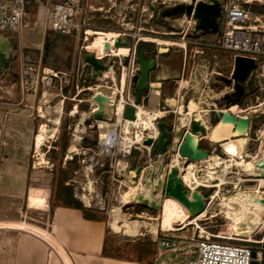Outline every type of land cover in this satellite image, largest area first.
<instances>
[{
  "label": "rangeland",
  "instance_id": "obj_1",
  "mask_svg": "<svg viewBox=\"0 0 264 264\" xmlns=\"http://www.w3.org/2000/svg\"><path fill=\"white\" fill-rule=\"evenodd\" d=\"M163 1L170 0H80L83 8L81 16L82 20L87 22L89 36L85 34L80 37L61 36L53 32L47 26L44 13L37 6L30 9L28 27L1 32L12 38L15 48L9 68L0 75V227L32 230L35 228L32 226L34 224L48 228L51 211L56 205L63 203L61 198L64 197V185H72L75 196L108 223L113 233L109 242L111 249L141 261L180 264L196 257L197 242L200 237L223 232H239L237 228L239 221L247 218L249 214H254V219L258 210L246 209L242 196L244 191H235L233 185L229 184L222 186L215 200L213 196L218 190L217 187L201 186L194 189L201 191L207 197L213 193L212 202L206 207L208 211L198 219L196 216H191L186 227L177 224V230H167L161 225L157 235H154L151 226L159 222L160 210L140 203H127L122 207L124 220L138 221L137 230L122 227L118 232L111 227L115 207L121 206L120 197L130 186L140 183L152 187V181L149 183L148 179L154 170H158L162 179H165L166 174L162 166L166 162V156L158 158L152 156L153 161H150L147 153L134 150L127 157H117L116 160H112L101 152V129L98 122L90 116V102L77 101V99H89L94 93L90 90L85 92L80 90L98 83L90 76L89 68L83 66V54L87 52L85 48L88 47L89 51L95 52L102 58L111 56L108 48H105V43L106 41L110 43L112 37L119 36L118 32L126 34L123 38H128L132 45L137 44L140 38L139 43L144 41L156 50L170 48L172 51H187L188 71L186 77L179 79V83L184 85V80L189 81L192 77L194 65L199 64L195 56L197 48L191 44L193 37L188 31L187 20L166 19L154 13L153 6L159 7ZM250 5L264 8V0H253ZM179 27H182L184 32L179 31ZM171 31L176 33L170 34ZM201 34L206 41L212 37L210 32L196 35ZM47 38L53 42L49 51L45 49ZM204 51L208 54L205 59L211 61L212 70L201 88L203 93L198 95L200 100L206 93L208 96H213V92L222 93L226 87L218 91L214 85L217 82L216 77L220 74L230 76L234 68V61L229 53L206 48ZM24 62L41 67L39 80L36 75L34 77L39 82L36 90L25 92L22 88ZM44 69L47 70L48 75H51L52 70L59 77L54 78L49 84L48 80L42 78ZM198 80L202 83L200 77ZM37 81L34 82L35 85ZM245 85L248 87L243 99L238 103L240 106L237 113L248 117V125L250 120L244 150L249 155H255L262 146L261 133L264 135V75L258 78L255 75L249 76ZM180 91H183L186 100L189 96L188 90L181 88ZM77 94L79 95L76 96ZM28 95H31V98H28ZM74 97L76 100L72 99ZM192 101L195 100L190 101L189 109ZM169 102L175 103L174 100ZM27 103L29 106L34 105L30 110L35 117V135L26 133L24 115L28 113ZM77 103L80 104L78 112L77 109L71 112ZM230 104H233L232 111L236 109V103L230 102L227 105ZM161 106L167 107L165 104ZM222 109L217 108L215 115L219 116L223 112ZM225 115H221L222 119ZM176 118L173 115L165 119L169 129ZM240 119V116H233L229 121H233L235 125ZM216 126L210 127L208 134H211ZM230 137L234 136L231 134L229 139ZM33 139V144L36 142V146L34 149H28ZM73 141H76L75 151L70 150ZM11 143L20 144L21 149L11 151ZM219 144L215 143L216 147L210 151V155L219 153L222 149ZM74 157L76 163H73ZM172 159L173 157L167 159V163H172ZM244 159L252 158H245L244 155ZM140 165L150 166L142 178H140L142 173L136 171ZM232 167H238L237 175L242 177V181H254V176L247 174L240 165L233 163ZM132 172L134 175L131 176ZM30 188L31 190L38 188L36 191L40 196L47 197V204L42 205L41 208H33L29 204ZM156 194H159L158 202L161 205L166 203L165 195L159 191H156ZM123 219L120 220L121 224L124 222ZM250 236L251 234L248 237ZM262 238H264V227L261 233L252 235L254 240ZM162 239L172 240L177 249L174 250L173 246H162ZM248 244L253 245L254 249L262 246L253 242ZM158 254L160 256L155 261Z\"/></svg>",
  "mask_w": 264,
  "mask_h": 264
},
{
  "label": "built area",
  "instance_id": "obj_2",
  "mask_svg": "<svg viewBox=\"0 0 264 264\" xmlns=\"http://www.w3.org/2000/svg\"><path fill=\"white\" fill-rule=\"evenodd\" d=\"M197 1L198 0H170L163 2H184L186 4H190L196 3ZM252 2L253 0H223L221 29L218 33H211L212 37L207 41L203 39L202 34L196 35L192 32V18L184 17L182 19L187 20L189 24L188 31H190L191 36L193 37L191 44L197 48L196 52H204L205 48L213 51H223L229 53L233 61L237 56L251 57L255 60L256 64L251 70L249 76L255 75L258 78L259 76L264 75V16L253 13L250 8L245 6L247 4L250 5ZM34 6H37L38 9L44 13L47 26L53 32L61 36L80 37L82 34L89 36L87 31V22L82 20L81 15L83 8L80 0H0V37H8L11 40L12 38L9 35L1 32L16 31L22 27H28L30 24V9ZM179 28L181 32H184L183 29H181L182 27ZM169 33L175 34L176 32L171 31ZM185 33L187 34V31ZM117 34H119L120 37H124L126 35L123 32H118ZM139 41L140 38L138 39L137 44L133 45L130 42L131 50L127 55V60H124L123 56L104 57L102 60L105 64H107L110 59L114 58V64L111 66V68H113V75L116 78L113 76L106 77L104 73L105 71L100 72L98 78L95 80L98 83L94 84L93 86H85L82 90H80V92H85L88 90L93 91L94 93L91 95V97L89 99H77L79 102H90L91 116V114L98 108L97 104L93 101V96L97 93H101L99 91L101 88L107 90V94H101L106 95L109 98V106H111L110 117L107 120L101 121H106L113 127H110V130L108 129V136L105 137V139L101 138L100 133V149L102 153H104L106 156H109L112 160H116L117 157H127L131 155L134 150H140L148 154V160L153 161L152 146L146 145L144 141L148 138H153L155 143L160 135L158 123L160 121H165V119L169 118L170 116L175 115V117H177L176 119L180 120H178L177 124H174V121L176 120L175 119L170 129L167 125L168 130L176 129L180 122V126H183L187 131L192 117L195 116L188 115L189 104H184L185 97L182 94L183 91H180L181 84L179 83L180 90H178L177 93L179 104L175 108L159 109L163 110L165 113L163 115H156L153 118L152 121L155 125L153 130L145 129L143 126L137 127L134 126V124H131V127H129L130 124H128V122H133V120H137L138 118L137 107L139 105L145 107L143 104V96L142 101L139 104L136 103V91L132 85V78L138 74L140 69L137 49ZM186 47L187 46H184V48ZM85 49L86 51H89L88 47ZM23 65V90L25 92H29L31 89L36 90L39 86V82L37 80H39L41 74L40 65L36 66L30 62H24ZM83 66H87L89 68L90 76L92 77V67L84 61ZM51 72V75H48L49 73L46 69H44V75L42 76L43 80H48L49 84L54 78L59 77L56 72L52 70ZM35 75L37 76V80L34 79ZM35 81L38 82L36 85L34 83ZM233 91H235L234 84H232L230 87H226L220 94L213 92L215 95H213V103H211L208 98L205 100V102L215 105L216 108L219 109L226 107V110H228L232 115H236L237 113L231 110V105L233 104L223 105L224 103H219L221 96L225 95V93H230ZM78 95L79 94L76 96ZM44 97L45 94L43 93V98ZM72 99L76 100L75 97ZM119 102L123 103V110L120 115L117 110V104ZM198 104L201 107L202 114L205 118V121L202 119L200 120L206 125V127H210L209 110L204 109L203 104ZM79 105L80 104L78 103L75 104L74 109L71 112H73L75 109H77L78 112ZM127 106H133L136 108L135 119H128L125 117V109ZM245 110L248 111V109ZM177 115H181L182 117L180 118V116L178 117ZM184 116L186 118L185 120L183 119ZM195 118L197 119L196 116ZM219 118L221 119V117ZM95 121L98 122L99 128L102 132L103 128L99 123L100 120ZM128 127L132 128V133L130 135ZM262 134L263 133H261V137L264 138V135ZM263 138L261 144L262 146L258 148V150L255 152V155H249L248 153H245L244 150L245 158L251 157L254 163H256L258 159L264 157ZM174 141L180 146L181 141L178 139H174ZM219 145L221 146V144ZM221 148L222 149L215 156L229 160L230 156L223 151L222 146ZM168 149L170 152L174 149V146L172 144H168ZM174 156H177L180 159L179 149H177L176 154L172 155L171 157L174 158ZM180 161L184 164H187L192 160L187 161L186 159H180ZM200 161H196L199 165L197 174L201 179V182L196 184L197 189L201 186L206 188L216 187V184H218L220 180L218 178H204V167L201 163H199ZM168 164L170 167L173 166L172 163ZM148 167L150 166H145L139 172L142 173L140 178L143 177V174ZM237 168L238 167L233 168L234 172H237ZM181 174L182 171L180 170V175ZM240 179V175L236 174L234 175L232 182H228L223 185L232 184L235 191L250 190L255 192H264V186L261 187L259 183L246 180L242 181ZM247 182H249L248 185ZM252 185L255 186L252 187ZM186 188L190 189L188 186H186ZM212 195L213 193L208 197L204 195L207 207H209L210 203L212 202ZM46 230L50 232L49 229L46 228ZM252 242L263 245L264 238L260 240H254L252 239V235L248 238H242L233 236L231 233L226 232L212 234L209 237H200L197 242L198 252L196 257L180 264H253L254 260L258 261V264H264V252L262 246L258 249H254L253 245L248 244ZM161 245L173 246L175 247L173 248L174 250L177 249L176 244L170 239H162ZM254 253H256L255 257Z\"/></svg>",
  "mask_w": 264,
  "mask_h": 264
},
{
  "label": "water",
  "instance_id": "obj_3",
  "mask_svg": "<svg viewBox=\"0 0 264 264\" xmlns=\"http://www.w3.org/2000/svg\"><path fill=\"white\" fill-rule=\"evenodd\" d=\"M222 1L223 0H198L196 3L186 4L184 2H177L170 6H164L161 12L163 18L166 19H182L184 17L192 18V32L194 34L200 33H218L221 29V17H222ZM154 5V4H153ZM130 45L128 38L117 37L115 46ZM109 42L106 41L105 48H112ZM14 45L10 38L0 37V75L9 68L10 60L14 55ZM124 60H127V56H123ZM83 61L92 67V78L96 80L100 72L107 71L114 64V58L110 59L107 64L99 58L95 52L87 51L83 54ZM138 61L140 63V69L138 74L132 78V85L136 89V103L142 101L144 92H148L152 89L150 84V73L155 68L156 61L154 59L146 58L145 52L142 49H138ZM256 62L251 57L237 56L234 60V69L232 75H218L216 77L217 82L214 83L215 87L220 91L224 86L230 87L234 84L235 91L225 93L220 99L219 103H239L246 94L245 82L249 77L251 70L254 68ZM93 101L97 104L98 108L91 114L94 120H107L110 117L109 111V98L106 95L97 93L93 96ZM204 109L209 110L210 127L215 126L220 121V116L215 115L217 109L215 105L208 102L203 103ZM231 114V113H230ZM125 117L128 119L136 118V108L133 106H127L125 109ZM160 129V135L155 141L153 138H148L144 141L146 145L152 146V153L155 158L159 156H166V162L164 163L163 170L165 171V179L160 180L159 184L155 186L153 195H156V191L166 194H174L185 201L192 209L193 216H197L202 213L207 203L205 201L204 194L197 190L191 191L186 188L180 176V170L176 166L170 167L167 163L172 155L176 154L179 149L180 159H186L187 161H200L207 159L210 153L201 147L202 137L207 136L210 127L200 120L192 117L188 130L186 131L183 126H180L173 130H168L167 122L160 121L158 123ZM51 132V130H49ZM174 139L181 141V144L175 143ZM264 142V138H263ZM168 144H172L174 149L169 152ZM257 169L264 170V157L258 159L255 163ZM144 168L140 165L136 171L139 173ZM161 168V167H160ZM160 173L158 170L152 171L148 182L158 176ZM244 198V207L249 210H258L257 216L264 219V192L244 191L242 193ZM129 203H140L151 208H156L161 203L154 197L149 199L146 193L140 192L137 197L131 199ZM33 208H41L42 205H32ZM264 224L253 222V215L245 218L237 223L238 231H234L231 234L242 238H248V236L261 233ZM249 230L251 233L249 234ZM256 253H254V257ZM253 264H258V261L254 260Z\"/></svg>",
  "mask_w": 264,
  "mask_h": 264
},
{
  "label": "crops",
  "instance_id": "obj_4",
  "mask_svg": "<svg viewBox=\"0 0 264 264\" xmlns=\"http://www.w3.org/2000/svg\"><path fill=\"white\" fill-rule=\"evenodd\" d=\"M206 55L208 54L205 51L195 53L199 64L194 65L189 81L184 80V85L181 83V88L187 89L189 94L184 104H189L193 99L202 105L207 98L213 103L212 99L215 95L208 96L207 91H204L206 95H202V101L198 96L203 93L201 88L212 70L211 61L206 60ZM150 59H154L156 65L150 73L152 89L143 94V104L146 108H175L179 104L177 98L178 90H180L179 79L186 77L188 71V52L159 48ZM199 77L202 83L198 80ZM28 98H31V95H28ZM170 100H174L175 103L171 104ZM163 104L167 107L161 106ZM26 105L29 107L26 109L28 113L24 115L26 133L35 135V117L30 110L34 105L29 106L28 103ZM177 122L178 119L174 121V124ZM33 141L34 139L30 142L28 149L35 148L36 142L33 144ZM215 143L205 136L202 137L200 146L210 152L215 149ZM20 147V144L11 143L10 150L21 149ZM36 190L38 191V188L32 190L30 188L29 204L31 206L46 205L47 197L40 196ZM32 226L35 227L32 230L0 227V264H155L154 261H141L111 249L109 242L113 233L108 223L99 216L96 219H88L81 209L75 207L56 205L51 211L50 224L47 228L50 232L46 228L34 224ZM159 256L160 254L155 261Z\"/></svg>",
  "mask_w": 264,
  "mask_h": 264
},
{
  "label": "bare ground",
  "instance_id": "obj_5",
  "mask_svg": "<svg viewBox=\"0 0 264 264\" xmlns=\"http://www.w3.org/2000/svg\"><path fill=\"white\" fill-rule=\"evenodd\" d=\"M260 1V0H257ZM119 36H114L111 38L110 44L113 45L112 48H108L109 52L111 53V57H118V56H127L130 53L131 47L130 45H119L115 46V41ZM173 44V43H172ZM166 46V45H165ZM108 54V53H106ZM97 55V54H96ZM99 58L103 59L101 56L97 55ZM111 72H113V68H110L109 70L105 71V76L110 77L112 76ZM116 78L115 76H113ZM124 83V79H123ZM101 93H106L107 90L104 88L99 89ZM153 99V98H152ZM158 100V99H157ZM157 102V101H156ZM155 103V102H154ZM155 105V104H154ZM240 105L236 104L233 111L237 113V109ZM111 106H109V111ZM117 110L119 115L121 114L123 110V103L119 102L117 104ZM223 112L219 115L222 119L221 115H225V117L221 120L219 125L215 127L213 132L211 134H207V137L212 139L214 142L220 143L223 147V151L230 156L229 160H225L224 158H218L215 155H210L206 160H201L199 163L202 164L204 167V178L207 179H215L218 178L220 182L216 184V187L218 190L214 193V200L219 196V191L221 190L223 184H226L228 182L232 181V176L238 174V172H234L233 169V163L235 165H240L243 167V169L246 171L247 174L253 175V180L260 184V186H264V170L257 169L255 167L254 161L251 160H245L244 159V149L245 145L247 143V136H248V117L241 116L238 113L236 115L230 114L228 110H226V107H224ZM165 112L163 110H159L156 108H146L142 106L137 107V120H133V122H128L130 124L129 127H131V124H134V126L140 127L143 126L145 129H151L153 130L155 125L153 123V118L156 115H163ZM188 115L196 116L197 119H202L205 121V118L202 114L201 107L196 101H192L191 108L188 111ZM233 116H240V121L237 122L235 125L233 124V121H229L230 117ZM185 119V118H184ZM120 121V116H119ZM103 128V132H101V138L105 139V137L108 136V129L110 130V127H113L112 125L108 124L106 121H99ZM116 125V124H115ZM227 126V127H225ZM129 135L132 133V128H129ZM233 135L234 137H230V135ZM78 139V138H76ZM71 151L76 150V141H73V144L70 148ZM71 154V153H70ZM238 157V158H235ZM223 159V160H222ZM240 159V160H239ZM206 163V164H204ZM172 165L179 168V170L182 171V174L180 175L183 182L185 183V186L190 187V189L194 190L196 189V184H199L201 182L200 176L197 174L198 169V162L191 161L187 164H184L180 161V159L177 156H174ZM242 169V168H241ZM134 175V173H131V176ZM234 177V176H233ZM160 180H162L161 174L156 176L152 180V187L154 188L156 185L159 184ZM242 180V177L241 179ZM141 181V180H140ZM142 182V181H141ZM134 185V184H133ZM255 185H252L254 187ZM150 185L145 186L144 184L138 183L137 185L130 186L129 189L124 192V194L120 197L121 206L115 207V210L113 212V221L111 222V227L115 231H121L122 227L129 230H137L139 228L138 221H128L124 220L122 215V207L127 205L131 201V199L138 196L140 192H144L147 194L149 199H153L154 197L159 201V194L153 195V188ZM195 191V190H194ZM167 197L166 203L163 205H159L155 208L157 210H160V218L158 223H154L151 226V231L154 235H157L159 227L161 225L163 228L167 230H177V224L181 225L182 227H186L188 223V219L193 216L191 207L183 201L181 198L174 194H166ZM217 207H220V202L217 204ZM216 207V208H217ZM205 211H203L201 214L196 216V219H198L202 214H204ZM123 219L124 222L121 224L120 220ZM190 222V221H189Z\"/></svg>",
  "mask_w": 264,
  "mask_h": 264
},
{
  "label": "trees",
  "instance_id": "obj_6",
  "mask_svg": "<svg viewBox=\"0 0 264 264\" xmlns=\"http://www.w3.org/2000/svg\"><path fill=\"white\" fill-rule=\"evenodd\" d=\"M247 8H250L251 11L255 14H259V15H264V8L257 6V5H245ZM52 44L53 42L50 40V38H47L46 44H45V49L46 51H49L52 48ZM138 46L143 49L146 53V58H151L154 54L156 50H152V47H150L146 42H141L138 44ZM246 89H247V85H245ZM75 160L73 163H76V157H74ZM38 164H43V163H38ZM68 178V176H66V179ZM63 192H64V197H62V201L65 206H70V207H75L78 209H81L84 212V215L86 218L88 219H96L98 218V215L91 210L90 208L86 207L84 205V203L78 199L75 196V192H74V188L72 185H64L63 187ZM252 214H249L247 217H249ZM254 215V214H253ZM263 218L258 217L257 214L254 216L253 222L255 223H262ZM248 233H251V231L249 230ZM263 248V252H264V244L262 245Z\"/></svg>",
  "mask_w": 264,
  "mask_h": 264
},
{
  "label": "flooded vegetation",
  "instance_id": "obj_7",
  "mask_svg": "<svg viewBox=\"0 0 264 264\" xmlns=\"http://www.w3.org/2000/svg\"><path fill=\"white\" fill-rule=\"evenodd\" d=\"M174 3H171V2H162V3H160V5H159V7H157V5H154L153 7H154V13L156 14V15H159V16H162L161 15V12H162V9H163V7L164 6H170V5H173ZM180 31V30H179ZM12 42V41H11ZM12 45H13V43H12ZM137 49H141L139 46L137 47ZM143 50V49H142ZM152 50H156V49H154V48H152ZM144 51V50H143ZM145 52V51H144ZM146 53V52H145ZM150 59V58H149ZM134 90L136 91V89L134 88ZM145 93V92H144Z\"/></svg>",
  "mask_w": 264,
  "mask_h": 264
}]
</instances>
